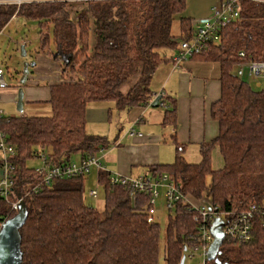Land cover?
Masks as SVG:
<instances>
[{"label":"trees","instance_id":"trees-1","mask_svg":"<svg viewBox=\"0 0 264 264\" xmlns=\"http://www.w3.org/2000/svg\"><path fill=\"white\" fill-rule=\"evenodd\" d=\"M185 9L186 0H22L0 5V33L14 16L37 22L41 49L63 69L61 80L50 85L47 103L52 115H4L0 120V132L15 150L10 158L14 167L10 202L22 197L28 210L21 229L22 264H159L161 229L154 215V221H148L154 208L150 192H137L133 199L131 185H112L109 172L94 168L105 194L99 210L85 203L87 174L58 179L43 188V174L30 168L27 160L42 149L52 165H63L73 162L75 154L81 161L110 149L107 137L87 132L88 104L112 101L119 111L150 105L152 77L167 62L165 52L177 51L194 35L193 20L182 16L181 35L172 34L175 17ZM241 16L222 31L220 42H208L191 59L221 65V98L211 106L218 136L200 145L196 164L185 159L184 148L175 140L174 163L151 168L148 174L150 181L168 175L183 195L168 209L164 264H182L184 257L183 264H189L188 250L200 242L201 227L210 223L195 207L203 198L221 213L249 212L251 206L264 203V88L254 90L234 72L241 52L248 60L264 61V5L243 2ZM67 73L76 77L64 79ZM131 79L134 83L123 92ZM164 100L171 115L166 124L174 121L175 109L167 108ZM215 148L223 159L218 170L212 167ZM16 214L0 199V222ZM253 221L251 240H224L221 264H264V220L257 213Z\"/></svg>","mask_w":264,"mask_h":264},{"label":"crops","instance_id":"crops-1","mask_svg":"<svg viewBox=\"0 0 264 264\" xmlns=\"http://www.w3.org/2000/svg\"><path fill=\"white\" fill-rule=\"evenodd\" d=\"M12 20L19 22L16 17ZM178 23L177 31L173 33L172 30L174 36L181 35L180 21ZM42 52L43 56L38 57V64L35 65L36 67L34 66V73H36L38 65L54 67L50 58L53 56L43 50ZM165 53L167 62L159 66L151 81V89L154 94L152 103L158 96L163 98V101L161 99L162 103L160 101L158 104L159 107H153L151 103L131 111H119L115 106L118 112L124 113V117L129 123L127 132L121 137L120 134L125 126L118 129L114 137L109 140L112 142L111 148L98 154V156L102 155L101 158L99 157L100 161L111 176L137 178L142 175H150L151 168L174 163L177 156L175 140L181 148H184L185 159L189 163L196 164L201 158L200 145L210 142L218 136L219 125L211 116V106L221 98V65L218 62L193 59L176 67L171 62L176 51L171 50ZM37 76L30 83L31 86L24 85L26 99L24 100L28 104L47 103L50 100V85L56 83L57 81L54 80L58 79V73H53L50 78L44 76L38 84ZM134 81L133 79L129 80L121 90L126 92ZM164 99L167 100V108L175 109L174 121L166 122V124L164 123L165 118L171 120V115L167 113ZM0 100L2 104L6 105V110L11 112L6 116L23 115L15 108L17 107L18 90L0 89ZM127 113L129 114L126 115ZM121 123L123 122H120L119 125ZM211 157L213 169L222 168L223 159L219 148L212 151ZM214 163L217 166L214 167ZM163 199L165 202L164 196Z\"/></svg>","mask_w":264,"mask_h":264},{"label":"built area","instance_id":"built-area-1","mask_svg":"<svg viewBox=\"0 0 264 264\" xmlns=\"http://www.w3.org/2000/svg\"><path fill=\"white\" fill-rule=\"evenodd\" d=\"M251 2L264 5V0H218V4L213 8L212 15L201 22H194V35L191 38L185 39L180 43L176 54L173 57V64L179 67L187 63L195 55H199L204 50L208 42L218 43L221 41L222 31L229 25L238 22L241 19V10L243 2ZM16 3L21 4L22 0L16 1H3L0 0V5ZM241 61L236 65V75L240 79H248L251 77L257 79H264V61H253L247 59L245 52L239 54ZM261 86V83H258ZM7 83L4 79V72L0 68V89L7 88ZM4 116L3 111L0 109V120ZM6 136L0 132V146L3 148L5 157L0 160V168L2 169V175L0 176V199H5L11 205V212H17L20 204L23 202L22 197H18L16 201L10 202V196L12 195L14 187V167L11 164L10 158L14 156L15 150L13 147L6 143ZM6 146L7 148H4ZM9 153L11 156L7 157ZM40 160H42L43 166L36 169V172L43 174V180L41 186L43 188L50 187L55 180L68 179L79 175H85L90 172L92 168L97 170H104L100 161L95 159H89L80 161L79 163L70 162L63 165H52L49 161L48 155L44 152L38 154ZM151 178L148 175L139 176L137 178H127L123 176H112L110 182L116 184L122 182L123 184H129L132 187L131 197L136 198L137 192H150V203L155 205L156 199L160 197L159 187L164 188L166 204H173L179 200L180 191L178 187L172 182L169 177L162 178L160 181L152 183ZM34 190L39 191L38 187H34ZM195 207L200 211L201 218L210 219L209 227L202 226L200 234V242L194 249L188 250L187 258L192 259L198 254L202 257L201 264H208V252L214 241L211 234V226L216 219L221 220L223 225V232L225 239H234L242 242L251 240L253 234L254 217L260 213L264 220V203L262 205L251 206V211L237 213L230 211L229 213H221L213 206V203L208 198H203ZM154 210L150 211L149 222L154 221ZM197 220V218H196ZM0 222V230L2 224Z\"/></svg>","mask_w":264,"mask_h":264},{"label":"rangeland","instance_id":"rangeland-1","mask_svg":"<svg viewBox=\"0 0 264 264\" xmlns=\"http://www.w3.org/2000/svg\"><path fill=\"white\" fill-rule=\"evenodd\" d=\"M218 0H186V9L182 15H177L173 23V33L177 31L179 27L178 21L181 16L185 18H190L194 22H201L208 19L212 15L213 8L218 4ZM76 7H73V9ZM18 18L19 22L12 20L4 28L3 32L0 34V68L4 72V79L7 83V89L18 90L21 87V78L24 65L35 63L38 64V59L43 56L41 49V35L39 33V25L34 21H24L21 22V18ZM95 35L94 31L91 32L90 46L94 45ZM53 44L52 37L50 36V45ZM51 48H53L51 46ZM25 52V55H23ZM39 57V58H38ZM54 67H45L38 65V68L35 71V67H29V76L28 82L25 84L27 87L31 86L30 83L34 81V78L37 76V83L40 84L42 78L45 76L50 78L53 73H58V79L54 81L61 80V72L63 70L61 62L54 57H50ZM60 64V65H59ZM36 74V75H35ZM76 73H67L63 78L64 79H74ZM254 90H262L264 88V80L257 79L254 77L248 78L245 80ZM258 83H261L262 86H258ZM23 91L24 85H22ZM26 100V99H25ZM24 100L23 106V115L27 116H50L52 115V106L49 103L41 104H28ZM16 106V105H14ZM17 109V107H15ZM0 109L3 111L4 115H10L11 112L6 110V105L1 103L0 100ZM111 110V111H110ZM110 112L112 113L110 115ZM18 113V112H17ZM127 113L126 115H128ZM119 119V122L117 123ZM120 122H123L119 125ZM128 123L124 117V113L118 112L115 109V104L112 101H103V102H91L87 106L86 113V129L90 135H101L106 136L109 140L114 137L115 133L118 132V129H123V134L128 130ZM116 137V136H115ZM4 148H7L4 146ZM42 150V149H41ZM38 150V154L42 151ZM48 155V152H46ZM38 154L36 157L28 159L27 165L30 168H40L43 166L42 160L39 159ZM109 154V153H108ZM7 157L11 155L6 154ZM5 153L3 148L0 146V160L4 159ZM49 157V156H48ZM100 158L102 155L99 156ZM80 155L75 154L73 156V162H80ZM213 166H217L216 163ZM90 173H92L90 175ZM90 173L87 174L85 181L84 189V199L85 203L89 206L96 207L99 210H102L105 204V194L103 188L97 183V172L90 170ZM0 175H2V169L0 168ZM90 175V176H89ZM91 190H96L98 196L93 198L89 195ZM165 189L159 187L160 197L156 199L154 205L155 209V218L156 221L160 224L161 229V241H160V258L159 264H164V247H165V234L166 226L169 218V210L164 202L163 196ZM202 257L195 256L193 260H187L189 264H200Z\"/></svg>","mask_w":264,"mask_h":264},{"label":"water","instance_id":"water-1","mask_svg":"<svg viewBox=\"0 0 264 264\" xmlns=\"http://www.w3.org/2000/svg\"><path fill=\"white\" fill-rule=\"evenodd\" d=\"M25 55V52H23ZM35 63L25 64L22 72L21 87L18 91L17 110L19 113H23L25 92L22 85H25L29 76V67H34ZM162 96H158L153 102L152 106L157 107ZM28 218V210L25 203H21L18 213L6 220L0 230V264H22L23 253L21 249L22 236L21 229L25 225ZM224 223L216 219L211 226V234L214 241L208 252V260L215 261L218 264L221 262L218 260V256L221 254L220 249L225 240V234L223 232ZM185 261V257L182 260V264Z\"/></svg>","mask_w":264,"mask_h":264},{"label":"bare ground","instance_id":"bare-ground-1","mask_svg":"<svg viewBox=\"0 0 264 264\" xmlns=\"http://www.w3.org/2000/svg\"><path fill=\"white\" fill-rule=\"evenodd\" d=\"M256 4V3H255ZM204 21V20H203ZM191 60V59H190ZM234 72L236 73V67H235V69H234ZM241 80H246V79H241ZM161 101V100H160ZM160 103V102H159ZM153 104V103H152ZM89 159H95V160H98V161H100V158H99V156L98 155H96V156H94V157H91V158H86V159H84V160H81L82 162L83 161H85V160H89ZM101 162V161H100ZM102 164V163H101ZM103 166V165H102ZM104 168V167H103ZM94 169V168H93ZM97 170V169H96ZM104 170H105V168H104ZM90 173V172H89ZM143 176V175H142ZM168 176V175H167ZM112 177V176H111ZM164 177H166V175H163V177L162 178H164ZM169 177V176H168ZM133 179V178H132ZM169 179H171L170 177H169ZM172 181V180H171ZM152 183H155V181H151ZM112 184V183H111ZM117 184H121V185H128V184H123L122 182H119V183H116V184H112V185H117ZM89 195L91 196V197H93V198H96L97 196H98V193H97V191L96 190H91L90 192H89ZM181 199H183V195H182V193H180V196H179V200H181ZM22 203H24V202H22ZM21 205V204H20ZM166 206H167V208L168 209H171V204H166ZM20 207V206H19ZM154 210V216H155V209L154 208H151L150 210H149V213H150V211L151 210ZM19 211V210H18ZM18 211H17V213H18Z\"/></svg>","mask_w":264,"mask_h":264}]
</instances>
